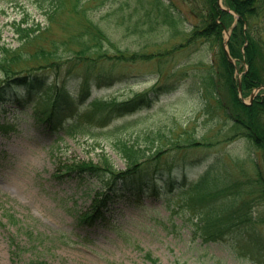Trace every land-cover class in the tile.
Segmentation results:
<instances>
[{
	"label": "rangeland",
	"instance_id": "1",
	"mask_svg": "<svg viewBox=\"0 0 264 264\" xmlns=\"http://www.w3.org/2000/svg\"><path fill=\"white\" fill-rule=\"evenodd\" d=\"M165 1L180 10L182 19L176 17L180 21L174 28L158 17L150 29L142 14L139 20L138 16L131 17L130 8L121 9L122 2L118 0H83L86 15L104 30L110 43L126 54L140 55L173 52L187 40L197 22L185 1ZM52 9L51 0H0V44L17 47L19 36L15 29L26 24L41 27L42 35L36 42L47 49L53 41H69L81 30V23L69 19L74 16L69 13L50 20L48 13ZM261 25L264 26V21ZM261 38L264 42V28ZM30 49L34 50L29 47L26 52ZM171 54L163 57L161 75L164 81L169 75L174 88L160 95L151 108L115 119L106 128L99 127L95 119L90 122L82 117L66 120L57 131H52L35 120L33 103L27 104L26 111L18 104L6 105L0 120L15 116L19 122L16 132L0 135V264H27L37 257L49 264H264L263 221L255 223L252 231L247 225L244 230L230 227L223 235L214 237L217 241L206 242L197 235V219H189L193 211L183 204L184 196L179 195V190L168 193L162 188L159 195L145 197L143 206L138 202L115 206L107 227L86 228L79 223L78 216L90 208L92 196L85 194L75 178L54 177L61 159L96 160L102 146L115 166L125 169V162L110 145L116 137H112V131L129 125V129L117 132L128 137L129 133L143 127L153 128L164 121L163 126L169 117L168 123L177 122V131H192L203 138V145L171 152L159 172L185 175L189 181L210 168L211 175L221 180L252 172L249 163L255 156L252 145L243 138L223 140L224 132L229 131V120L221 115L215 117L217 111H206L209 97L203 93L199 80L210 70L214 48L208 42L197 41L188 49ZM159 67L156 58L116 63V73L123 81L109 89L93 87L89 100L82 102L78 98L76 105L86 108L95 97L141 92L152 88L155 78L157 84L165 83L159 78ZM46 72L51 81H62L67 76L66 68ZM134 77L147 82L138 81L131 86ZM67 80V89L78 97L77 81ZM224 98L229 102L225 92ZM211 102L215 104L214 100ZM185 210L190 213L185 214ZM243 212L260 219L264 203L250 206L249 211L244 208ZM10 216L16 219L15 223L9 222ZM29 233L41 241L34 243ZM11 237L15 239L14 246L19 247L14 257ZM148 254L156 263L147 258Z\"/></svg>",
	"mask_w": 264,
	"mask_h": 264
},
{
	"label": "trees",
	"instance_id": "2",
	"mask_svg": "<svg viewBox=\"0 0 264 264\" xmlns=\"http://www.w3.org/2000/svg\"><path fill=\"white\" fill-rule=\"evenodd\" d=\"M51 1L53 9L48 13L50 20L53 18L55 21L63 13H69L74 15L69 16V19L81 23V30L71 36L69 41H53L51 48L47 49L36 42L42 35L41 27L28 24L25 27L17 26L15 34L19 36V45L12 47L0 44V113L4 103L22 107L27 101L39 102L42 106L34 111L37 122L56 131L64 120L82 117L84 112L74 103L78 98L87 100L94 86L97 89L111 88L123 81L116 73V63L156 58L160 64L158 75L162 78L164 56L170 57L171 53L172 56L180 49L186 50L197 41H205L214 48L210 70L199 80L203 92L209 97L206 98V111H217L219 113L215 117L221 115L229 120V131L224 132L223 140L243 138L255 149V156L249 160L252 172L247 171L231 180H221L219 176L214 178L211 175L210 168L197 179L189 181L185 175L174 176L171 171L166 175L159 171L165 164L163 162H167L170 152L203 145V138L192 131H177L176 121L169 122L171 124L167 122L170 117L163 126L164 121L153 128L143 127L129 133L128 137L125 133L118 135L117 132L129 129V125L117 128L112 133V137H116L110 145L124 160V170L114 165L104 147L100 148L96 160L72 158L61 159L58 163L54 174L56 179L75 178L78 186L85 189L86 194L92 195L90 208L78 216L79 223L88 227L107 226L115 206L127 202H138L140 205L148 195L159 194L162 188L172 192L178 186L188 193L185 200L193 211L192 220L197 218V235L205 241H216L214 237L223 235L230 227L244 230L247 225L252 231L255 223L264 222V214L262 218L256 219L252 213L243 212L244 208L249 211L250 206L264 203V91L257 95L251 105H246L238 96L236 67L229 62L223 49V30L230 27L233 15L222 10L218 0H183L190 6L193 18L197 21L183 44L165 54H126L120 47L110 43L104 30L88 18L83 0ZM68 3H71L70 7ZM118 3H121V9L130 8V16H138L137 20L141 19L142 14L150 29H153L152 24L157 22L158 17H163L164 22L173 28L180 21L176 17L182 19L178 7L165 0H118ZM224 4L239 16L228 47L233 58L248 65L247 72L242 76L243 96L247 97L252 90L264 85V42L261 38L264 0H224ZM64 28L68 27L64 24ZM29 47L34 50L26 52ZM64 68L67 69V76L62 81L50 80L47 70L59 72ZM166 77L168 80L162 78L165 82L162 84H157V78L153 79L157 80L155 85L142 92L95 97L85 109V113L89 112L86 117L88 120L96 119L106 127L117 118L149 109L160 95L168 93L173 86L168 85L169 75ZM67 79L77 81L78 97L67 89ZM133 80L131 86H135L138 81L145 82L139 77ZM224 92L229 102L224 98ZM15 128V124H2L0 121V133L8 134ZM29 237L34 243L41 241L32 233ZM11 242L14 246V239ZM147 258L156 263L150 254ZM29 264L49 263L38 257Z\"/></svg>",
	"mask_w": 264,
	"mask_h": 264
},
{
	"label": "water",
	"instance_id": "3",
	"mask_svg": "<svg viewBox=\"0 0 264 264\" xmlns=\"http://www.w3.org/2000/svg\"><path fill=\"white\" fill-rule=\"evenodd\" d=\"M239 90L241 91V85H239ZM254 97V95H252V98Z\"/></svg>",
	"mask_w": 264,
	"mask_h": 264
}]
</instances>
